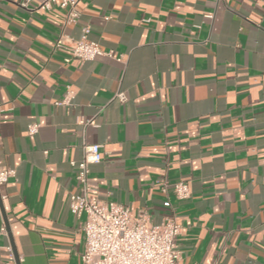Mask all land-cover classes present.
<instances>
[{
	"label": "crops",
	"instance_id": "crops-1",
	"mask_svg": "<svg viewBox=\"0 0 264 264\" xmlns=\"http://www.w3.org/2000/svg\"><path fill=\"white\" fill-rule=\"evenodd\" d=\"M37 1L0 0V169L15 170L0 185V264L7 244L19 264H85L71 162L95 143V196L172 215L177 264H264V0H78L70 25ZM84 25L111 55L55 48Z\"/></svg>",
	"mask_w": 264,
	"mask_h": 264
},
{
	"label": "built area",
	"instance_id": "built-area-1",
	"mask_svg": "<svg viewBox=\"0 0 264 264\" xmlns=\"http://www.w3.org/2000/svg\"><path fill=\"white\" fill-rule=\"evenodd\" d=\"M33 0H23L27 4ZM78 0H38L37 8L47 10L56 4L66 11L65 25L76 24L79 13L76 9ZM79 38H67L60 33L55 42V48H64L72 57L82 61L94 59L98 55H111L104 51L99 43L89 38V27L81 26ZM70 58H65L69 61ZM73 91L68 90L63 102L68 101ZM115 97L126 100V94L118 91ZM39 123L27 125V133L32 136L37 133ZM102 154L100 145L87 144L83 147V156L79 161H72L76 166V179L79 192L70 196L69 210L76 218L84 215L82 231L84 249L81 259L85 264H177L180 251L175 242L176 235L181 230V224L172 215H167L159 223L150 222L143 211L133 213L127 205L114 201L98 199L95 187L89 181L90 164L99 162ZM12 168L0 169V185L14 176ZM168 184L162 183L165 189ZM173 192L178 199H186L191 191L185 181L172 183ZM163 205L170 206L169 200ZM1 233H6V226L0 227ZM8 259L6 264H19L10 244L6 245Z\"/></svg>",
	"mask_w": 264,
	"mask_h": 264
},
{
	"label": "water",
	"instance_id": "water-1",
	"mask_svg": "<svg viewBox=\"0 0 264 264\" xmlns=\"http://www.w3.org/2000/svg\"><path fill=\"white\" fill-rule=\"evenodd\" d=\"M4 222H5V225H6V228H7V222H6V219H5V221H4Z\"/></svg>",
	"mask_w": 264,
	"mask_h": 264
}]
</instances>
